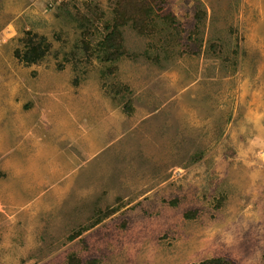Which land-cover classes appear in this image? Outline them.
I'll return each mask as SVG.
<instances>
[{"label":"rangeland","instance_id":"1","mask_svg":"<svg viewBox=\"0 0 264 264\" xmlns=\"http://www.w3.org/2000/svg\"><path fill=\"white\" fill-rule=\"evenodd\" d=\"M156 2L0 0V264H264V0Z\"/></svg>","mask_w":264,"mask_h":264},{"label":"trees","instance_id":"2","mask_svg":"<svg viewBox=\"0 0 264 264\" xmlns=\"http://www.w3.org/2000/svg\"><path fill=\"white\" fill-rule=\"evenodd\" d=\"M114 2L115 22L108 24L105 37L95 45V50L106 56L105 60L107 67H114L115 62L124 55L125 47L122 43L123 34L121 26L132 21L134 28L140 33H144L147 30L148 22L154 17V15L151 17V15L155 12L157 4L156 0H114ZM86 44L92 47L91 42L87 41ZM46 49L47 47L41 43H33L26 57L31 61H37L38 57H43ZM92 49H94V47H92ZM93 263L90 261L85 264ZM76 264H78V262H76ZM201 264H237V262L230 257H215L205 260V262Z\"/></svg>","mask_w":264,"mask_h":264}]
</instances>
